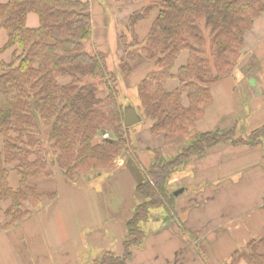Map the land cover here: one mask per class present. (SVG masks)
<instances>
[{"label":"trees","instance_id":"trees-1","mask_svg":"<svg viewBox=\"0 0 264 264\" xmlns=\"http://www.w3.org/2000/svg\"><path fill=\"white\" fill-rule=\"evenodd\" d=\"M128 2L140 6L128 18L125 32L131 41L124 40L125 34L119 41L129 60L138 56L153 63L136 90L146 128L164 144L153 150L150 166L139 169L142 178L134 185L136 204L125 221L122 253L103 251L95 258L99 264H127L132 249L144 240L150 209L163 199L172 205L164 189L179 165L220 144L255 146L264 137V125L248 139L236 138L235 128L195 131L211 103L212 88L241 59L245 34L264 13V0ZM90 3H0V28L7 35L0 52L19 48L8 63L0 64V210L6 227L55 200L57 179L77 185L84 174L111 169L121 156L136 157L106 51L93 42ZM29 13L38 16L37 27L26 25ZM62 76L69 81L61 82ZM171 79L175 85L167 88ZM105 132L112 137H100ZM169 145L175 146L173 151ZM11 167L16 186L9 182ZM5 200L9 205L2 208ZM240 261L264 264V236L234 251L227 264Z\"/></svg>","mask_w":264,"mask_h":264},{"label":"crops","instance_id":"crops-1","mask_svg":"<svg viewBox=\"0 0 264 264\" xmlns=\"http://www.w3.org/2000/svg\"><path fill=\"white\" fill-rule=\"evenodd\" d=\"M130 13L127 7H120L114 13L117 38L120 27H126ZM38 24V16L29 13L26 25L34 28ZM107 28L103 27L95 36L93 34L97 49L106 50ZM6 41L7 35L3 42L0 41V47ZM14 50L11 49L7 61L1 59L5 53L0 55V64L8 63ZM141 75L139 78L144 77ZM137 82L133 85L136 86ZM211 95V103L196 123V132L235 128L249 134L264 125V15L255 19L253 27L245 34L241 59L233 72L220 79L212 88ZM133 137L137 141L135 133ZM167 148L173 151L171 145ZM186 165L183 176L187 175V179L195 184L190 193L194 202L189 206L200 204L181 222L182 241L176 232L167 230V223H163L149 235L145 233L142 245L132 250L127 264H227L234 251L244 247L250 239L264 236V139L255 146L220 144ZM125 179L132 183L124 186L125 191L121 195L105 196L100 204L96 201L91 205L95 210L98 208L96 215L90 209L95 219L91 229L90 225L82 223L84 219L79 213H73L79 203L74 196L80 189L65 188L60 193L58 182L55 200L15 225L4 226L6 218L0 210V264H76L88 246L94 249L95 258L108 250L120 255L126 235L125 221L136 204V182L128 176ZM9 182L11 186L17 184V180L10 177ZM198 184L202 187L198 188ZM70 194L76 198L72 207L63 202L65 195L70 197ZM224 195H234L230 199L235 197L228 214L216 208ZM250 200L249 205L245 204ZM182 201L178 199L175 203L178 207H187L188 204ZM1 205L6 208L9 201L5 200ZM101 206L114 214L111 223L110 219L101 217ZM82 208L85 209L84 205ZM71 211L75 220L72 226ZM175 224L171 222L172 231H175ZM238 264L246 263L240 261Z\"/></svg>","mask_w":264,"mask_h":264},{"label":"rangeland","instance_id":"rangeland-1","mask_svg":"<svg viewBox=\"0 0 264 264\" xmlns=\"http://www.w3.org/2000/svg\"><path fill=\"white\" fill-rule=\"evenodd\" d=\"M94 1H97V3ZM128 1L129 0H90L91 2L90 10H91V14L93 13L92 17L95 16V18H93L92 21L94 24V28H93L94 36L95 34L97 35L98 33H101L100 29H102L103 27H108L107 41L105 44L106 50L104 51H106V58H105L106 67L110 72V74L112 75V77L115 78V86L117 90V103L121 107V109H123L126 106L133 107L135 112L140 116L141 119L138 123H135L132 126H130L129 129V133L131 134L133 140H134L133 137L134 133L135 136L137 137V141L134 140V144H135L134 149L136 152V157L125 158L121 156L116 160L115 165L111 169H108L102 173L92 172V173L84 174L81 177L80 181L77 183V185L65 183L68 184L66 186L63 183L62 179H57V182L59 183L58 190L60 193H62L65 188L80 189L78 191L79 193L75 194L74 196L78 199L79 203L77 206L78 208H76L75 209L76 211H74L73 213H79L81 219H84L82 223L91 226L89 227V229L93 228L91 223L95 220L93 218L94 217L93 214L90 213V209L95 211V215L98 212V208L95 210V207L93 208L91 205L96 201L100 204L101 203L100 200L103 199L105 196H110V195L115 196L116 194L121 195L123 190L125 191V187L129 186V183L131 182L125 179L127 178V176L131 180L133 178L134 182L139 181L142 178V173L140 172V170L144 168H148L151 164L153 149L155 148L157 149L161 147L160 145L164 144L162 139L154 138L146 128L147 122H145L143 119V113L137 96L136 86L133 85V83H136L137 81L139 82V80L142 79L139 78L141 74L145 75L146 72L150 71V69L153 67V63L150 62L149 60L144 59L143 57L136 56V58L135 59L133 58L132 60L131 59L129 60L128 58L125 57L124 48L121 42L119 41V36L120 34H125L124 40L127 43L131 41L130 33L125 32L127 30L126 27L124 28L120 27V34L118 35V38L117 35H115L114 13H116L120 9V7H127L132 12L133 10H135L140 6V4L129 3ZM262 15H264V13ZM262 15H259L257 18H259ZM105 23H107V25ZM5 39H6L5 30L3 28H0V41L2 40L3 42ZM11 49H17L19 51V48H17L16 46L4 50L2 53H0V55L5 53L4 55H2L1 58L2 61H7L10 59ZM178 61H183V60L180 57ZM143 75H141V77ZM59 80L61 82H67L69 81V77L62 76L59 78ZM174 85H175V81L172 79L167 81L166 83L167 88H173ZM248 136L249 135L246 134L245 132L242 133L239 132L238 130H235L236 138L248 139ZM100 137L111 138L112 134L110 132H105ZM263 139L264 137H260L258 139V141H260L259 143H261ZM171 146L175 147L174 145ZM186 166H187L186 164L179 165L170 174L164 190L167 199L170 200L172 205L168 204L167 201L163 199V204H161L156 208L150 209L149 219L143 224V230L145 231L146 235H149L155 229H158V227L161 226L163 223L164 224L167 223L168 231H171L172 233L176 232L177 238L180 240L183 238V234L182 235L180 234L183 229L181 222H184L186 220V217L189 215L190 211L200 204L199 203L197 205L189 206L190 203L194 202V197H192L193 195L190 196V193L192 192V189H194L195 184L187 179L186 177L187 175L183 176L185 175V170L187 169ZM128 172L130 173V175H127ZM120 174H125V175L123 177H120L119 176ZM9 177L11 179L17 180V176L15 174V171L12 169V167L10 168ZM234 177L235 176H233L232 178ZM197 187L201 188L202 185L198 184ZM81 190L84 191L81 192ZM90 191H95V192L91 193ZM184 193H188V194L186 196H181ZM231 196L234 195H224L221 198V202L216 207L217 210L223 212L224 214H228V212L231 210V207L234 204L233 201L235 200V197H232L230 199ZM76 198H73L72 194H70V197L65 195L63 202L65 204H71L70 206L72 207V205H75L73 200H75ZM178 199L183 200L184 203L188 204V206L178 207V203H175V201L178 202ZM253 200H256V198H254ZM251 201L252 200L247 201L245 202V204L249 205ZM59 205H61V203H59ZM83 205L85 207L84 210L82 208ZM101 211H102V213H100L101 217L107 220L110 219V223H111L113 219L112 215L114 214L107 212V210L102 206H101ZM73 213L72 211L70 212L71 226L75 224L73 223L75 221L73 220ZM172 221L176 222L174 226L175 231H172L171 228ZM142 242L133 249L139 248L142 245ZM85 247L87 246L85 245ZM188 250L190 253L193 252V250L190 249L189 246H188ZM93 253H94V249L88 246L87 249L81 253L80 260H78L76 264H99L97 260L95 261L96 255Z\"/></svg>","mask_w":264,"mask_h":264},{"label":"water","instance_id":"water-1","mask_svg":"<svg viewBox=\"0 0 264 264\" xmlns=\"http://www.w3.org/2000/svg\"><path fill=\"white\" fill-rule=\"evenodd\" d=\"M140 116L135 112L131 106L124 107V125L130 127L140 121Z\"/></svg>","mask_w":264,"mask_h":264},{"label":"built area","instance_id":"built-area-1","mask_svg":"<svg viewBox=\"0 0 264 264\" xmlns=\"http://www.w3.org/2000/svg\"><path fill=\"white\" fill-rule=\"evenodd\" d=\"M106 137V136H105Z\"/></svg>","mask_w":264,"mask_h":264}]
</instances>
